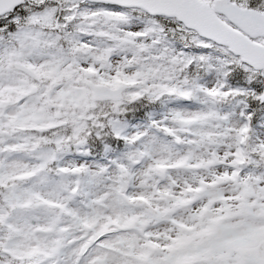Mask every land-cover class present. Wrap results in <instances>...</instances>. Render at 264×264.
Segmentation results:
<instances>
[{
    "label": "rangeland",
    "instance_id": "rangeland-1",
    "mask_svg": "<svg viewBox=\"0 0 264 264\" xmlns=\"http://www.w3.org/2000/svg\"><path fill=\"white\" fill-rule=\"evenodd\" d=\"M32 1L38 8L45 0ZM230 1L264 12V0ZM47 2L40 10L23 6L19 23L17 14L0 21L16 23L12 32L0 29V101L9 103L0 109V221L11 233L0 234V264L13 257L27 258L23 264H264L255 257L264 239V114L249 132L246 159L254 165L246 160L243 170L237 157L248 117L242 97L253 93L252 82L264 88V72L173 19ZM16 63L39 77V92L21 102L34 82ZM119 81L127 100L149 93L163 109L127 125L120 103L108 111L88 100L89 82ZM103 119L122 136L121 144L109 141L124 148L96 143L97 157L77 140L72 148L73 137L99 130ZM49 124L59 126L54 149L41 137ZM215 224L220 239L207 235ZM101 230L113 234L96 242Z\"/></svg>",
    "mask_w": 264,
    "mask_h": 264
},
{
    "label": "water",
    "instance_id": "water-1",
    "mask_svg": "<svg viewBox=\"0 0 264 264\" xmlns=\"http://www.w3.org/2000/svg\"><path fill=\"white\" fill-rule=\"evenodd\" d=\"M116 3L122 6H135L152 15L175 17L187 28L196 30L201 36L219 44L227 45L243 61L255 68L264 67V47L256 46L242 34L233 31L222 23L216 13L224 15L250 37L264 36V14L253 10L240 9L234 3H214L209 8L198 0H91ZM24 0H0V15L12 11ZM219 231V232H218ZM215 237L220 236L217 228Z\"/></svg>",
    "mask_w": 264,
    "mask_h": 264
},
{
    "label": "trees",
    "instance_id": "trees-1",
    "mask_svg": "<svg viewBox=\"0 0 264 264\" xmlns=\"http://www.w3.org/2000/svg\"><path fill=\"white\" fill-rule=\"evenodd\" d=\"M9 25H10V23H7V24L5 23V26H9Z\"/></svg>",
    "mask_w": 264,
    "mask_h": 264
}]
</instances>
